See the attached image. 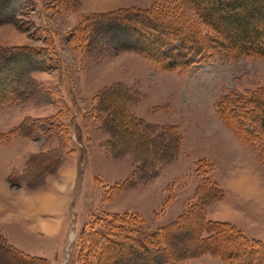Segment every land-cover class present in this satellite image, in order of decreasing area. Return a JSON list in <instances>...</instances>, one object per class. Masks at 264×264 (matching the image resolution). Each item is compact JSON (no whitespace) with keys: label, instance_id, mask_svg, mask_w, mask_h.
<instances>
[{"label":"rangeland","instance_id":"374dc122","mask_svg":"<svg viewBox=\"0 0 264 264\" xmlns=\"http://www.w3.org/2000/svg\"><path fill=\"white\" fill-rule=\"evenodd\" d=\"M155 4L24 0L18 23L0 26V48L43 47L53 56L44 69L36 57L19 62L12 72L23 84L11 88L18 98L0 106V239L19 250L0 249V264H79L80 232L98 216L136 213L153 233L194 204L206 218L233 223L251 242L241 247L242 258L264 264V165L256 147L240 142L216 110L230 92L264 91V59L216 57L165 70L118 50L107 20ZM7 9L0 2V18ZM232 20L222 28L240 33ZM171 21L173 28L186 25ZM253 25L263 29L264 15ZM201 159L213 164L199 168ZM207 177L219 188L206 185ZM43 191L61 199L63 209L33 221L23 217L31 205L24 197ZM41 222L52 233H40ZM198 224L196 217L175 235L170 261L196 248ZM228 235L220 240L240 248ZM112 258L147 264L129 252ZM188 264L224 261L205 254Z\"/></svg>","mask_w":264,"mask_h":264},{"label":"trees","instance_id":"16d2710c","mask_svg":"<svg viewBox=\"0 0 264 264\" xmlns=\"http://www.w3.org/2000/svg\"><path fill=\"white\" fill-rule=\"evenodd\" d=\"M0 2L8 6L7 12L0 18V26L17 24L24 0ZM155 2L153 9L131 10L127 12L128 16L125 18L115 15L107 20L110 26L108 31L116 40L115 46L118 50L141 54L165 70H188L216 57L237 59L243 55L248 58L264 59V28L257 30L253 25L258 15H264V0H155ZM229 16L234 17L231 26L240 33L231 34L230 31H226L227 28H222L223 21L229 20ZM176 18L185 21L186 25L173 28L171 20ZM48 52L43 47L0 48V106L10 99L15 101L18 98L19 90L11 91L12 86L23 84L19 79L20 73L16 70V73L12 72L18 63L36 57L38 67L44 69L53 58ZM29 72L30 70H26L25 76ZM216 110L240 142L256 147L260 161L264 165L263 89L230 92L221 98ZM203 163L213 164L207 159H201L199 168ZM204 179L206 185L219 188L217 182H213L210 177ZM202 213L203 207L194 204L176 220L153 233L144 230L143 219L136 213H104L93 219L80 232L81 247L77 259L79 264H116L117 260L112 258V254L119 251L134 254L139 261L147 264L155 260H158L159 264H188V260L205 254L220 258L224 264H251V259L245 260L239 253L241 247H250L249 239L237 230L233 223L212 220ZM196 217L199 219L195 231L196 248L178 260L170 261L175 250L172 239ZM227 232H230L228 237L240 245V248L232 250L228 244L225 245L226 242L220 240V236ZM4 243L0 239L2 251H19L13 245L7 246ZM17 255L25 261L34 259L22 252H18Z\"/></svg>","mask_w":264,"mask_h":264},{"label":"crops","instance_id":"0c3cea01","mask_svg":"<svg viewBox=\"0 0 264 264\" xmlns=\"http://www.w3.org/2000/svg\"><path fill=\"white\" fill-rule=\"evenodd\" d=\"M77 174L78 173L76 171L75 172V176H74V182H77V176H78ZM45 192L46 191H43L41 193L39 192L38 194H39L40 197H35L34 196L35 195L34 192H33V196H31V197H24V200L26 198H28V201H29V203L31 205L30 206H27L29 208V214L23 215V217L27 216L28 218H30V221H33V219L37 218L36 216L42 217V216L47 215V214L48 215H52V214L57 213V212H59V211H61L63 209L64 206H62L60 204L61 203V199L58 200V199H56V197H53V195H50L51 197L50 196L49 197H44V196H46V193ZM24 200L22 202H24L23 205L25 206L26 204H25V201ZM36 200L38 201V203L36 202ZM51 200H52V202H50ZM47 201H49V202H47ZM35 202L37 204H35ZM57 202H59V204L55 206V211H53L52 210V207L54 206V203H57ZM34 222H35V220H34ZM39 226L42 229V232H40V233H52L51 227H49L48 223H45V222L42 223L41 222L39 224ZM57 231H58V228H57ZM13 246H15V245H13ZM20 250L26 251L24 249H20ZM29 254H31V253H29ZM34 256H37V255H34Z\"/></svg>","mask_w":264,"mask_h":264}]
</instances>
